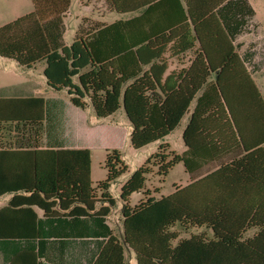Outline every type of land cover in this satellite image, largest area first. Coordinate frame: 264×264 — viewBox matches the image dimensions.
<instances>
[{
  "label": "trees",
  "instance_id": "trees-1",
  "mask_svg": "<svg viewBox=\"0 0 264 264\" xmlns=\"http://www.w3.org/2000/svg\"><path fill=\"white\" fill-rule=\"evenodd\" d=\"M31 1L32 13L0 27V57L25 68L43 61L47 86L65 91L75 108H91L97 119L122 109L134 150L160 143L121 187L118 239L107 218L115 206L109 188L128 171L121 152L106 149V178L93 188L89 149H38L42 98L0 100V124L10 135L0 140V197L14 193L0 209V239L37 238V208L46 220L89 221L92 232L106 238L92 264H127L126 249L134 252L137 264H264V145L246 148L239 158L187 186L174 187L168 196L155 199L144 191V199L129 205L130 197L144 189L149 164L160 176L179 162L188 168L162 141L211 74L221 105L213 113L210 97L197 100L183 132L185 145L192 150L194 135L214 128L231 127L242 134L229 92L239 81L256 91L233 45L253 16L246 1L175 0L188 21L180 28L155 33L139 20L116 21L93 28L70 45L62 43L60 18L69 0ZM111 2L122 10L118 0ZM187 51L196 55L191 67L165 76L168 59ZM223 106L224 116L219 113ZM11 222L24 227L6 228ZM200 228L204 230L180 238L181 231Z\"/></svg>",
  "mask_w": 264,
  "mask_h": 264
},
{
  "label": "crops",
  "instance_id": "crops-1",
  "mask_svg": "<svg viewBox=\"0 0 264 264\" xmlns=\"http://www.w3.org/2000/svg\"><path fill=\"white\" fill-rule=\"evenodd\" d=\"M85 1L87 0H69L68 8L60 16L62 21V38L65 37L67 33L73 38L83 36L93 28L106 26L116 21L139 20L143 22V27L146 30L155 33L164 29L180 28L184 23L186 24L188 22L186 17H183L180 5L175 0H118L120 9L122 8L120 11L113 6L111 0H100L99 5H97L100 6L101 9H104V11H98V13H90L92 11L91 8L95 4L94 0H92V2L90 1L89 4H85ZM245 1L252 9L253 16L249 18L244 29L252 27V19L255 15L254 9L249 1ZM183 9L186 16V9L184 5ZM32 12L33 4L31 0H0V27ZM113 15H115V18H113ZM83 20L90 22V26L87 28H81ZM253 28L255 29V27ZM241 35L242 34L238 35L233 40V45L235 46L236 53L238 54L256 89V91H254L249 83L245 85V81H239V84L234 83L233 87L230 88L229 93L231 105L233 107L234 113L236 116L238 115L240 119L242 134L240 135L231 127H228L227 129L214 128L211 131L205 130L195 134L191 141L193 145L192 150H189L185 145L183 141V132L197 106V100L201 97L203 99L204 96H206V98L207 96L210 97L213 113H215V106L218 107L221 105L220 96L213 86L216 77H214V74H211L203 84L201 90L196 93L194 100L191 102L187 110V113L182 117L178 126L171 133H169V135L172 134L178 127L181 126V123L184 122L180 134L182 140V149L180 150V154H176V151L171 149V146L167 141L169 135H167L162 141V143H165L169 146V151L173 152L175 155H178L182 159H185L188 167L185 168L184 162L178 163L182 164L184 174L188 175L189 178L185 185H178L175 187H184L196 180L201 179L205 175L215 171L221 165L227 164L232 160L242 156L245 153L246 148L250 149L258 145H264L262 144L264 143V90L262 88V81L257 80L254 77L252 70L249 68L254 57L252 51H243V46L240 43H237V40ZM195 57L196 55L194 51H187L179 56L170 57L167 62L165 76H167L170 72L189 69L194 62ZM4 61L9 62L8 64L10 67L16 65L25 68L18 65L13 60L0 57V62L3 63ZM35 65H33L31 68L25 69H27L28 73L31 74ZM173 81L174 79H172L170 83L172 84ZM34 93L35 92L32 91L31 84H24L20 86L13 85L6 89H0V100L40 98ZM203 103V100H200V104ZM73 108L77 110V108H75L68 99L66 111H74ZM203 109L204 106L200 105V113ZM87 110H90L88 116H91V108L88 107L84 111L87 112ZM219 113L224 116L226 113V108L223 106L222 109L219 110ZM64 117V113H62L60 110H57V112L51 116L47 114L46 104L44 101L42 137L39 144L40 147L38 149H89L82 147L80 142H76L75 140L69 138V126L66 124ZM216 120V116L213 114L212 121L215 123ZM121 121L123 122L122 119ZM124 121L126 123L129 135L131 132V127L126 116ZM47 122L49 123V128L53 127V133L50 135L47 132L46 137L48 140L44 142V126ZM6 128L7 127H5L4 124H0V140L2 141L10 138L9 133L6 132ZM79 129L86 130V123H84V125H81L80 123ZM159 143L160 142L153 143L156 145V149ZM13 195L14 193H7L0 197V199L5 197L3 201L0 202V209L8 204ZM111 197L113 198L112 195ZM120 203L121 205L116 207L119 213L122 207V202L120 201ZM113 208H111V212ZM33 209L37 214V231L39 232V235L37 238L30 239H0V264L93 263L101 247L106 242V238L102 236L97 237V235L92 232V225L89 221L86 223L81 221H68L66 219L64 221L46 220L43 218L42 212L40 210L37 208ZM109 216L107 218V224L112 229V233L114 235L116 231L111 226V224H109ZM5 227L12 229L23 228L24 226L11 222L5 223ZM121 230L120 234H118L120 236ZM202 230L204 229H197L195 233H198ZM253 233L254 229L248 231L245 236L250 237ZM132 257L135 259L134 252L126 249L125 259L128 264L133 262ZM135 264H137L136 259Z\"/></svg>",
  "mask_w": 264,
  "mask_h": 264
},
{
  "label": "rangeland",
  "instance_id": "rangeland-1",
  "mask_svg": "<svg viewBox=\"0 0 264 264\" xmlns=\"http://www.w3.org/2000/svg\"><path fill=\"white\" fill-rule=\"evenodd\" d=\"M92 0H87L84 3L89 4ZM95 4L91 8L90 13L98 11H104L99 5L100 0H94ZM254 9L255 15L252 19V27L246 28L242 35L238 38L237 43H240L243 47L242 50H250L253 54L252 63L249 66L250 70L254 74V77L262 81V88L264 90V0H248ZM98 4V5H97ZM115 18V15H113ZM87 19V18H86ZM90 26V22L83 20L81 28H87ZM255 27V29L253 28ZM74 38L68 33L62 38L64 45H70ZM263 53V55H262ZM262 57V58H261ZM9 62H0V89H6L15 85H32V91L40 98H43L46 104V113L50 116L60 110L64 113L66 124L69 126V138L80 142L84 148H89L91 152V182L93 188H96L97 183L104 181L106 178V170L104 167L106 159V149L116 148L121 152L122 161L127 166L128 171L119 179H117L110 188V193L115 200V206L109 216V224L114 228L116 233L115 237L121 239L120 230V213L117 206H120L119 201L120 190L126 179L139 167L143 166L147 159L156 152V145H149L141 150H134L129 142V135L125 123L124 111H117L112 117L106 120H98L94 116L93 112L88 116L90 110L80 111L73 108L74 111H66V104L68 99L66 93L63 91H55L50 89L44 76L42 74L45 63L43 61L38 62L32 73H28V70L19 66L10 67ZM254 68V69H253ZM31 75V76H30ZM70 105V104H69ZM123 111V112H122ZM123 120V122L121 121ZM85 121V122H84ZM86 123V130L79 129V126ZM183 123L172 134L169 135L167 141L171 146V149L176 151V154H180L182 149V140L180 137ZM47 132L52 135L53 127L49 128V123H45L44 126V142L48 140L46 137ZM84 144V145H82ZM80 146V147H81ZM149 172L145 175V186L143 191L135 193L130 197L129 205L131 207L138 204V202L144 199V191H149L151 196L155 199H159L163 196H168L174 190L175 186L185 185L189 176L184 174L182 164H177L172 168L166 176H160L158 174L157 167L152 164L148 165ZM5 197L0 199L3 201ZM174 230H180L175 227ZM191 233L195 231L183 232L181 231L180 238H188ZM126 251V250H125ZM135 264V259L132 257ZM128 264V262H127Z\"/></svg>",
  "mask_w": 264,
  "mask_h": 264
}]
</instances>
